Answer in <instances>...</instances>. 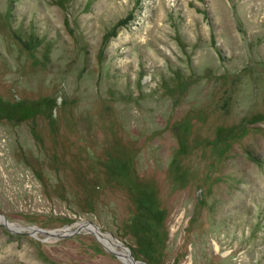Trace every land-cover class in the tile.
Segmentation results:
<instances>
[{"label": "rangeland", "instance_id": "rangeland-1", "mask_svg": "<svg viewBox=\"0 0 264 264\" xmlns=\"http://www.w3.org/2000/svg\"><path fill=\"white\" fill-rule=\"evenodd\" d=\"M0 214V264H264V0H0Z\"/></svg>", "mask_w": 264, "mask_h": 264}, {"label": "water", "instance_id": "water-1", "mask_svg": "<svg viewBox=\"0 0 264 264\" xmlns=\"http://www.w3.org/2000/svg\"><path fill=\"white\" fill-rule=\"evenodd\" d=\"M0 218L2 219L3 221V225L8 228L10 231H15L13 230L11 227L12 225L9 226L8 222H7V219L2 215L0 214ZM91 227V228H89ZM38 231L42 232V233H45L46 235L48 236H51V237H55V238H60V237H67V236H70V235H73L75 233H79L81 230H86L88 231L89 233H92L93 235H95V232H98L100 233V231L98 230V227L95 226L94 224L88 222V221H85V222H81L75 229L73 230H68V229H65L64 231H62L61 233H55L53 231H44V230H41V229H37ZM96 237V235H95ZM97 239V237H96ZM98 240V239H97ZM99 241V240H98ZM122 247V245H120ZM104 249L112 254H114L116 257H120V254L119 252L117 251H114V250H111L109 249L108 247L104 246ZM124 248V247H123ZM128 258L130 259V261L134 264H136V261L133 259V257L128 253Z\"/></svg>", "mask_w": 264, "mask_h": 264}, {"label": "bare ground", "instance_id": "bare-ground-1", "mask_svg": "<svg viewBox=\"0 0 264 264\" xmlns=\"http://www.w3.org/2000/svg\"><path fill=\"white\" fill-rule=\"evenodd\" d=\"M9 226H10V224H9ZM13 227V226H12ZM89 228H91V227H89ZM95 235L100 239V241H101V243L104 245V246H106V247H108V248H110V249H112L113 250V247H109L103 240H102V234L101 233H98V232H95ZM108 241V240H107ZM118 245H119V243H118ZM120 246V245H119ZM121 247V246H120ZM123 248V247H122ZM129 264H133L131 261H130V259L128 258V257H123ZM135 264V263H134Z\"/></svg>", "mask_w": 264, "mask_h": 264}]
</instances>
